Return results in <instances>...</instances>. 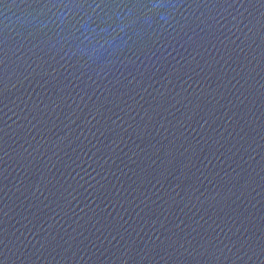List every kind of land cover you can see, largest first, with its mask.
<instances>
[{
	"label": "water",
	"instance_id": "obj_1",
	"mask_svg": "<svg viewBox=\"0 0 264 264\" xmlns=\"http://www.w3.org/2000/svg\"><path fill=\"white\" fill-rule=\"evenodd\" d=\"M0 264H264V0H0Z\"/></svg>",
	"mask_w": 264,
	"mask_h": 264
}]
</instances>
